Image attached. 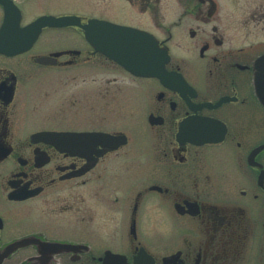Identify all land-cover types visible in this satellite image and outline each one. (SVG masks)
<instances>
[{
	"label": "flooded vegetation",
	"instance_id": "af4514ba",
	"mask_svg": "<svg viewBox=\"0 0 264 264\" xmlns=\"http://www.w3.org/2000/svg\"><path fill=\"white\" fill-rule=\"evenodd\" d=\"M32 1L0 0V264H264V0H110L159 77L76 26L18 51L66 15Z\"/></svg>",
	"mask_w": 264,
	"mask_h": 264
},
{
	"label": "water",
	"instance_id": "95a60500",
	"mask_svg": "<svg viewBox=\"0 0 264 264\" xmlns=\"http://www.w3.org/2000/svg\"><path fill=\"white\" fill-rule=\"evenodd\" d=\"M46 24L52 25V26H73V25L81 26L85 29L87 38L89 39V41L91 43H94V41H95L94 32H95L96 28H99L100 30H102L103 43H106L107 41L109 42L112 37L113 38L115 37L113 35H116V39L121 38V39L125 40L126 49H128L129 51H131L133 44L137 43L138 41H144V39L146 37V36H142V33L138 32L136 30L119 27V26L113 25L109 22H103V21L100 22V21H96V20H91L87 25L83 26V25H81V19L79 17H76V16H65V17H61V18L50 17L47 20L46 19H44V20L40 19L37 23H34L32 26L26 28L25 30L31 31L37 25V27H39V29H38V31H39L40 28ZM117 37H119V38H117ZM26 39H28L27 44H26L27 46L24 47L22 51L27 50L31 46L33 41L36 39V34L34 37L29 36V38H26ZM104 52L107 53V55H109L112 59H115L119 63L124 65L129 70L137 73V71L134 70V67L129 64L130 59H128L127 56L123 57V55L125 53L123 54L119 51H115V50H111V49H108L107 51H104ZM59 54H56V55H59ZM134 55L138 56L137 58L138 59L140 58L142 61L146 60V58L143 57V54L141 52L135 51ZM149 59H151V61H153L154 56L150 55ZM137 74H139V75H154V74H141L140 72ZM255 82H256L258 95H259L261 101L264 103V56L261 57V59H259V61L257 62L256 72H255Z\"/></svg>",
	"mask_w": 264,
	"mask_h": 264
},
{
	"label": "rangeland",
	"instance_id": "374dc122",
	"mask_svg": "<svg viewBox=\"0 0 264 264\" xmlns=\"http://www.w3.org/2000/svg\"><path fill=\"white\" fill-rule=\"evenodd\" d=\"M102 8L97 9L96 7H100L98 5L97 0H50L46 4L40 5V0H33L32 1V12H38L45 10L47 12L53 13V14H66V15H77L79 17H87V18H104V19H111V16H113L115 19L118 17L117 14L111 12V9H109V3L110 0H102ZM109 9V10H108ZM108 10V11H107ZM104 11V12H103ZM31 12V13H32ZM70 45H74L73 39H70ZM79 44H75L79 49L85 50L87 48L86 45L78 46ZM96 61H102V78L108 79L111 78L113 75L110 71V65L106 63V61L102 58H97ZM38 74H41L38 72ZM42 74L47 75L45 72H42ZM44 76V75H43ZM121 76H124L122 74Z\"/></svg>",
	"mask_w": 264,
	"mask_h": 264
}]
</instances>
